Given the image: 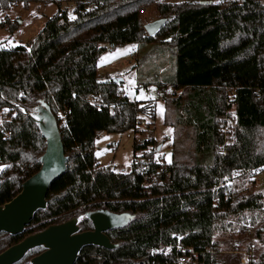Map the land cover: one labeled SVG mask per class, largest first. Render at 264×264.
Instances as JSON below:
<instances>
[{
	"label": "trees",
	"instance_id": "trees-1",
	"mask_svg": "<svg viewBox=\"0 0 264 264\" xmlns=\"http://www.w3.org/2000/svg\"><path fill=\"white\" fill-rule=\"evenodd\" d=\"M32 2L58 9L30 44L0 47V110L9 113L0 122V205L40 167L45 138L23 111L38 98L56 118L67 167L21 233L0 232V252L50 225L105 209L134 217L106 232L116 247L84 246L74 264H181L176 244L194 248L191 264H236L219 255L212 237L230 217L261 209L259 193L226 179L264 168V3L0 0V12ZM62 3L73 4L75 19ZM145 4L165 19L152 36L141 22ZM126 44H137L140 53L171 52L170 66L142 83L163 96L164 125L191 131L192 150L182 152L177 142L168 162L161 157L140 165L134 156L130 171L114 172L97 163V135L130 130L139 114L155 116L153 102L131 101L123 81L97 71L101 54ZM169 90L175 92L167 96ZM154 144L150 135L134 143V153ZM79 227L91 230L92 223L84 217ZM43 250L34 247L15 264H30ZM250 264H264V252Z\"/></svg>",
	"mask_w": 264,
	"mask_h": 264
},
{
	"label": "rangeland",
	"instance_id": "rangeland-1",
	"mask_svg": "<svg viewBox=\"0 0 264 264\" xmlns=\"http://www.w3.org/2000/svg\"><path fill=\"white\" fill-rule=\"evenodd\" d=\"M260 1L264 3V0ZM61 7L67 10L68 15L71 13L74 16L73 4L62 3ZM57 9L58 6L55 3L32 2L27 6L21 3L14 4L7 10L0 12V47L10 48L16 45L30 44L35 40L46 20L52 17ZM140 16L142 25H145L158 19V12L153 4H145L141 6ZM1 23L5 24L4 27H1ZM138 48L137 44H126L106 51L97 60V71L101 76L111 75L114 78H123V89L131 101L139 103L153 102L152 104L155 105L153 119L141 114L137 116L139 121H144L143 126H136L139 132L132 134L131 130H127L119 133L101 132L97 135L94 141L97 163L99 166L106 167L114 172L130 171L135 158L138 163L140 162V165L146 159L159 160L161 157L165 162H168L172 158L173 150L174 152L176 150L177 142H179L180 149L184 148L182 152L186 150L191 152L192 150L191 131L187 128L174 129L164 125L165 105L163 96L159 94L154 84L142 83L151 80L155 73H159L170 66L171 52L160 49L157 52L145 50L140 53ZM142 57L144 60L142 62L138 61ZM133 81L134 83H131ZM174 92L173 90L167 91V96ZM158 106L162 107V111L161 107ZM2 121L0 119V122ZM127 133L131 137H126ZM150 135L155 139V144L145 151L139 150L134 153V143H141ZM158 146H160V149H157ZM234 176L227 178L226 184H235L245 191L250 190L259 193L261 195V209L244 210L237 216L230 217L226 221L227 223L224 224L223 229L212 237V241L220 243L219 255L227 263L241 264L240 260L243 255L233 252L235 250L230 245L232 242L239 240L243 245H246L248 236L244 235L243 232L252 229L253 235L256 234L262 242V245L254 252L256 261L264 252V178L259 183L250 184L245 179ZM77 216L80 219L82 214ZM240 248L243 249L242 244Z\"/></svg>",
	"mask_w": 264,
	"mask_h": 264
},
{
	"label": "water",
	"instance_id": "water-1",
	"mask_svg": "<svg viewBox=\"0 0 264 264\" xmlns=\"http://www.w3.org/2000/svg\"><path fill=\"white\" fill-rule=\"evenodd\" d=\"M164 22V18H158L145 24L144 30L152 36ZM114 81L122 82L123 78L117 77ZM23 111L36 123L45 138V149L38 157L39 169L21 183V190L12 199L0 205V232L10 235L21 233L34 213L45 208L49 188L65 172L68 159L56 118L48 103L38 98L30 110ZM84 217L90 220L92 229L79 231V221ZM133 217L130 213H114L105 209L84 212L80 219L74 216L25 236L0 252V264H15L30 249L38 246L44 247V250L31 257L30 264H74L84 246L116 247L118 244L112 243L106 232L123 227Z\"/></svg>",
	"mask_w": 264,
	"mask_h": 264
},
{
	"label": "built area",
	"instance_id": "built-area-1",
	"mask_svg": "<svg viewBox=\"0 0 264 264\" xmlns=\"http://www.w3.org/2000/svg\"><path fill=\"white\" fill-rule=\"evenodd\" d=\"M178 1H207V2H231V1H239V0H178ZM111 108V107H110ZM7 111L4 109L0 110V119L7 118L9 115ZM138 125L143 126L144 121L140 120ZM137 125V126H138ZM132 131V134L135 132H139V129L134 127L130 129ZM6 136H9V133L6 134ZM126 137H131L129 133L126 134ZM169 147L171 148V145L169 144ZM238 176H247L250 183H259L263 181L264 178V168L263 167H257L252 169H247L244 171H238L235 175V177ZM244 235L248 236V241L246 242V245H243L241 241L232 242L230 247L234 248L236 254L243 255L241 257V264H250L256 261L254 252L257 251L258 247L261 246L262 242L260 239L257 238L256 234L253 235L252 229L249 231L243 232ZM250 234V235H249ZM241 244L243 246V249H241ZM236 248V249H235ZM165 249V251H169L170 247H164L161 246L160 250ZM176 250L180 252V256L178 258L179 263L181 264H191L194 262L197 258V253L194 251L193 247H186V246H180L179 244H176Z\"/></svg>",
	"mask_w": 264,
	"mask_h": 264
},
{
	"label": "snow or ice",
	"instance_id": "snow-or-ice-1",
	"mask_svg": "<svg viewBox=\"0 0 264 264\" xmlns=\"http://www.w3.org/2000/svg\"><path fill=\"white\" fill-rule=\"evenodd\" d=\"M69 18H70V19H75V17L72 16L71 13H69ZM131 83H134V81L131 82ZM21 95H22V93H21ZM158 107H161V106H158ZM5 111H7V109H5ZM161 111H162V107H161ZM169 131H170V130H169ZM0 167H4V166H0ZM234 174H236V173H234Z\"/></svg>",
	"mask_w": 264,
	"mask_h": 264
},
{
	"label": "crops",
	"instance_id": "crops-1",
	"mask_svg": "<svg viewBox=\"0 0 264 264\" xmlns=\"http://www.w3.org/2000/svg\"><path fill=\"white\" fill-rule=\"evenodd\" d=\"M111 76V75H110ZM113 77V76H112Z\"/></svg>",
	"mask_w": 264,
	"mask_h": 264
}]
</instances>
